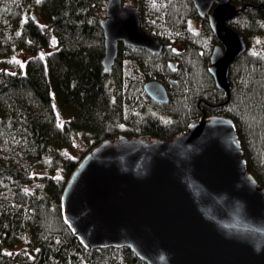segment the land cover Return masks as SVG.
<instances>
[{"label":"trees","instance_id":"obj_1","mask_svg":"<svg viewBox=\"0 0 264 264\" xmlns=\"http://www.w3.org/2000/svg\"><path fill=\"white\" fill-rule=\"evenodd\" d=\"M123 1L138 8L141 27L164 48L155 54L119 45L105 72L107 0H0V264H146L125 246L85 248L62 216L70 173L118 134L169 139L203 115L228 117L248 172L264 187V42L256 41L264 0H229L241 7L229 27L247 45L230 66L229 96L208 73L217 39L206 23L192 26L190 0ZM19 52L29 54L23 67L14 59ZM150 79L165 85L167 104L145 94ZM79 138L85 150L73 158Z\"/></svg>","mask_w":264,"mask_h":264},{"label":"water","instance_id":"obj_2","mask_svg":"<svg viewBox=\"0 0 264 264\" xmlns=\"http://www.w3.org/2000/svg\"><path fill=\"white\" fill-rule=\"evenodd\" d=\"M190 1L218 41L208 73L229 96L230 66L247 45L227 23L241 7ZM100 26L105 72L119 45L155 54L164 48L141 27L137 7L123 0H107ZM143 90L156 103L169 102L157 79ZM60 205L87 249L125 246L146 264H264V187L248 172L234 123L225 116L203 115L169 139L118 134L100 141L68 176Z\"/></svg>","mask_w":264,"mask_h":264},{"label":"rangeland","instance_id":"obj_3","mask_svg":"<svg viewBox=\"0 0 264 264\" xmlns=\"http://www.w3.org/2000/svg\"><path fill=\"white\" fill-rule=\"evenodd\" d=\"M124 2V1H123ZM125 3V2H124ZM127 4V3H126ZM132 6V5H131ZM134 6V5H133ZM140 23L142 25V18L140 17ZM147 19V17L145 18V20ZM145 31V30H144ZM147 33V32H146ZM157 38V37H155ZM160 40V39H159ZM162 41V40H161ZM256 41L258 42H264V33L261 34L257 39ZM29 58V54L27 53H24V52H19V53H16L14 55V59L15 61L17 62V64H19L21 67H23L27 61V59ZM84 150H85V147L83 146L82 144V140L79 138L78 141L75 142V145L73 146V148L71 149V151H69V155L73 158H78V157H81L82 154L84 153ZM45 170H36L33 172V175L34 174H37V175H40L42 173H44ZM60 172H58L57 174H59ZM62 175V174H59V176ZM66 179V178H65ZM33 184V183H32ZM29 189H32V186H28ZM15 249H18L15 248Z\"/></svg>","mask_w":264,"mask_h":264},{"label":"flooded vegetation","instance_id":"obj_4","mask_svg":"<svg viewBox=\"0 0 264 264\" xmlns=\"http://www.w3.org/2000/svg\"><path fill=\"white\" fill-rule=\"evenodd\" d=\"M192 5H193V3H192ZM129 6H131V5H129ZM214 7V6H213ZM193 8H194V6H193ZM138 9V8H137ZM194 11H195V17H193V18H191V21H190V23L192 24V26L195 28V29H199V28H201V26L203 25V24H207L208 25V19H207V17L205 16V17H199L198 15H197V13H196V10H195V8H194ZM138 16H139V19H140V15H139V13H138ZM141 20V19H140ZM229 23V22H228ZM227 23V25L229 26V24ZM141 24V23H140ZM209 26V25H208ZM211 30V29H210ZM214 35V34H213ZM217 43H218V41H217ZM216 43V44H217ZM174 69V68H173Z\"/></svg>","mask_w":264,"mask_h":264}]
</instances>
